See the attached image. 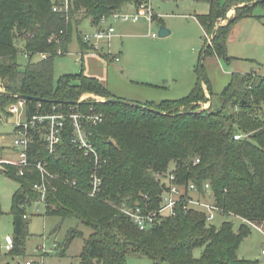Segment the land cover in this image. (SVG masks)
<instances>
[{
  "label": "trees",
  "instance_id": "obj_1",
  "mask_svg": "<svg viewBox=\"0 0 264 264\" xmlns=\"http://www.w3.org/2000/svg\"><path fill=\"white\" fill-rule=\"evenodd\" d=\"M194 1L209 5V12L197 17L203 32L211 33L210 44L206 42L201 56L213 54L227 60L228 36L238 21L252 16L254 6L247 4L253 0ZM142 2L145 0H69L66 13H55L52 0H0L1 108L16 103V95H25L41 99L24 100L26 116L50 112L52 106L85 113L92 108L104 116L101 125L92 127L93 144L108 160L100 173L102 186L95 198L87 195L91 165L67 139L50 157L41 143L32 144V149L43 150L51 172L76 182V188L55 183V191L47 195L44 214L61 220L75 218L90 228L80 254L83 264H126L129 256L146 257L154 264H253L237 256L241 240L250 232L243 223L237 230L232 221L215 227L207 224L202 213L177 209L174 216L140 231L119 208H156L162 190L156 175L172 170L179 183H209L225 217L264 223V77L233 75L218 96L219 105L214 108L211 103L207 110L198 106L199 102L208 103L203 83L212 99L202 66L187 96L141 105L144 108L78 102L82 93L103 100L113 98L98 80L83 74L65 75L53 84V61L58 52H67L72 31L84 19L95 27L101 17L118 12L124 4L137 8ZM241 4L225 25L214 30L218 19ZM81 38L82 34L78 36L81 51H88ZM20 53L29 60L23 70L17 62ZM34 56L40 59L32 62ZM6 115L11 116L7 110ZM236 134L243 138L234 140ZM196 159L199 162L194 164ZM0 172L20 184L11 210L13 247L6 255L23 257L25 210L37 198L32 190L37 177H17L10 166H3ZM80 236L82 233L70 229L65 248ZM197 249L201 250L199 257L194 256Z\"/></svg>",
  "mask_w": 264,
  "mask_h": 264
},
{
  "label": "rangeland",
  "instance_id": "obj_2",
  "mask_svg": "<svg viewBox=\"0 0 264 264\" xmlns=\"http://www.w3.org/2000/svg\"><path fill=\"white\" fill-rule=\"evenodd\" d=\"M123 6L119 14H136L134 4L126 3ZM234 7H231L234 11L232 14L227 11L223 18L218 19L214 30L234 16ZM148 10L152 15L150 22L145 17L136 22L107 18L100 25L102 29H114L110 50L117 61L97 51H81L78 36L94 30L89 19H84L77 30L72 31L67 52L63 55L58 52L53 61V84L56 85L62 76L83 74L98 80L113 98L138 105H153L187 96L195 85L197 70L202 64V74L212 93L211 101L215 108L219 105L218 96L233 75L252 73L264 77V5L254 6L251 17L243 18L233 26L226 43L227 60L213 54L201 60L203 47L208 43L211 33L205 38L197 17L209 12L207 3L194 0H148ZM160 27L170 31V34L163 38L157 37ZM152 34L155 38L151 37ZM22 44L20 42L19 47ZM102 48L105 52V47ZM39 59L40 56H34L31 60L36 62ZM17 62L20 70H23L29 60L20 53ZM84 101L101 102L103 98L82 93L78 102ZM207 104L199 102L198 106L204 109ZM6 110L7 107L0 106V152L2 156L16 159L11 151L17 118L7 116ZM179 110L185 111L186 108ZM262 110L264 117V107ZM19 188L17 180L0 172V263L16 264L17 261L35 260L41 264H83L80 254L84 240L91 234L90 228L75 218L61 220L46 216L42 203L26 207L24 256L10 258L6 255L3 249L5 238L13 236V196ZM224 221H232L234 230L241 223L249 227L250 232L243 237L238 247V258L253 264H264V223L247 221L261 227L262 232L234 217L217 216L212 225L219 227ZM70 229L79 231L82 236L74 238L65 248ZM42 246L46 254L39 256L41 251L37 249ZM200 253L201 250L197 249L194 256L199 257ZM93 264L97 263L94 261ZM126 264L154 263L146 257L129 256Z\"/></svg>",
  "mask_w": 264,
  "mask_h": 264
},
{
  "label": "built area",
  "instance_id": "obj_3",
  "mask_svg": "<svg viewBox=\"0 0 264 264\" xmlns=\"http://www.w3.org/2000/svg\"><path fill=\"white\" fill-rule=\"evenodd\" d=\"M52 2L53 12L66 13L68 11L69 0H52ZM57 3L61 4L58 5ZM136 11V14L131 15L115 12L101 17L99 23L91 33L82 34V43L87 46L88 51H97V53L108 55L112 61H117V57L113 56L110 50V41L114 37V29L111 27L102 29L100 25L105 23L107 18L123 22H136L141 17H145L147 21H151L152 15L148 10V0L138 5ZM151 37L155 38V35L152 34ZM210 41L211 37L208 43ZM103 46L105 47V52H103ZM25 108L24 100L20 99L7 108V112L17 118L11 151L15 154L16 159L2 156L0 152V170L3 169V166H10L15 168L17 177L35 174L37 179L32 184V190L37 194V198L33 203H42L44 205L48 193L55 191V183L76 188V182L64 179L58 173L51 172L48 168L47 160L42 156L43 150L39 148L32 149V144L41 143L44 146V151L50 157L57 151L63 141L67 139L69 144L80 151L91 165L89 174L90 190L87 192V195L90 198H95L102 186L100 173L104 165L108 163V160L99 153L93 144L92 127L103 123V114L101 112H93L92 108L89 110L90 113H85L73 111L72 109L65 111L59 107L52 106L50 112H37L26 116ZM241 138H243L241 134L233 136L234 140ZM198 162L199 160L196 159L194 164ZM156 178L159 180L162 189L156 208L144 209L139 205L119 208L120 212L128 217L140 231L149 230L163 218L174 216L177 209H181L184 213L188 211L202 213L205 216L207 224H212L217 216H224L223 209L214 200L209 183H203L201 186L193 182L187 184L179 183L172 170L157 174ZM36 209L38 210V208ZM236 219L250 224V226L261 232L263 231L261 227H257L247 222V220L239 217ZM12 247V238L6 237L4 251L8 252ZM37 250L41 251V255L39 256L46 254L44 246ZM16 264L41 263L35 260H26L23 262L17 261Z\"/></svg>",
  "mask_w": 264,
  "mask_h": 264
},
{
  "label": "water",
  "instance_id": "obj_4",
  "mask_svg": "<svg viewBox=\"0 0 264 264\" xmlns=\"http://www.w3.org/2000/svg\"><path fill=\"white\" fill-rule=\"evenodd\" d=\"M261 3H264V0H254V1L250 2V3H248L247 5L248 6H255V5L261 4ZM234 8H236V7H234ZM169 34H170V31H168L164 27H160L159 30H158V33H157V37L163 38V37L168 36ZM209 44L210 43H208V45ZM201 60H203V57L201 58ZM201 66H202V64H201ZM10 96H12V95H10ZM15 98L20 99V100H32V101H36V102L41 101V99H39V98L25 96V95H16ZM211 100H212L211 97H208V105H207L206 108H204V110H207L210 107V105L212 103ZM101 102H105V103H120L122 105L129 106V107L144 108L141 105H138V104H135V103H132V102H129V101L119 100V99H116V98H109V99L103 100Z\"/></svg>",
  "mask_w": 264,
  "mask_h": 264
},
{
  "label": "crops",
  "instance_id": "obj_5",
  "mask_svg": "<svg viewBox=\"0 0 264 264\" xmlns=\"http://www.w3.org/2000/svg\"><path fill=\"white\" fill-rule=\"evenodd\" d=\"M253 1H254V0H253ZM235 7H238V6H235ZM123 8H124V6H123ZM228 12H230V14H232L234 11H233L232 9H229ZM230 14H229V15H230ZM197 22H198V21H197ZM200 27H201V26H200ZM232 30H233V28H232ZM232 30H231V32H232ZM231 32H230V34H229V36H228L227 41L230 39ZM204 34H205V33H204ZM205 38H206V34H205ZM203 48H204V47H203ZM203 89H204L205 96H206L207 98L210 97V95H209V93H208L207 88H206L205 85H203ZM207 105H208V104H207Z\"/></svg>",
  "mask_w": 264,
  "mask_h": 264
}]
</instances>
